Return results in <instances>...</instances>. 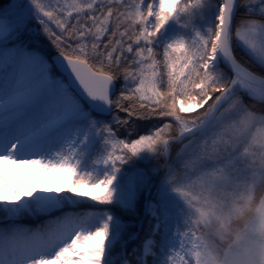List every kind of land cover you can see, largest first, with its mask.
Wrapping results in <instances>:
<instances>
[{"label":"snow or ice","instance_id":"6c2138e0","mask_svg":"<svg viewBox=\"0 0 264 264\" xmlns=\"http://www.w3.org/2000/svg\"><path fill=\"white\" fill-rule=\"evenodd\" d=\"M250 65L264 69V0L0 6V163L62 185L25 196L0 169V264H264V74ZM114 209L151 218L131 253L138 233Z\"/></svg>","mask_w":264,"mask_h":264},{"label":"rangeland","instance_id":"374dc122","mask_svg":"<svg viewBox=\"0 0 264 264\" xmlns=\"http://www.w3.org/2000/svg\"><path fill=\"white\" fill-rule=\"evenodd\" d=\"M10 3V0H7L5 5L3 7H6ZM34 29L31 34L30 38V43H33L36 46H38V40L36 39L37 35L39 34L38 31L35 33ZM44 51H47L46 47H43ZM241 51V50H240ZM242 52V51H241ZM117 83V82H116ZM122 83V82H121ZM117 87L119 86V83L116 84ZM116 87V89H117ZM110 119V118H109ZM148 163V167H139V165H136L138 168L141 169H147L154 167L155 165H151ZM0 169L3 170L4 175L7 177L9 184L11 187L19 190L21 193H23L25 196H27L28 193H42L45 190H56L60 187H62L60 183V177L51 172H45L41 168L37 166H32V165H14L11 163H0ZM159 178H157L158 180ZM87 191V189H85ZM91 202L89 201L88 203L82 204L81 206L82 209L84 210H89ZM87 205V206H86ZM86 206V207H85ZM99 207V206H97ZM144 217L146 218V224L149 225L150 217H146L143 214V211L140 214L135 216L134 218H130V224L131 228L129 229V234L130 233H135L140 231L141 224L143 222ZM140 222L138 220H141ZM135 227V228H134ZM125 238H127V234L125 235ZM115 254V252H114Z\"/></svg>","mask_w":264,"mask_h":264},{"label":"trees","instance_id":"16d2710c","mask_svg":"<svg viewBox=\"0 0 264 264\" xmlns=\"http://www.w3.org/2000/svg\"><path fill=\"white\" fill-rule=\"evenodd\" d=\"M6 2H7V0H0V6L5 5ZM242 17H243V10H241V16L238 17V22H239V19H241ZM36 39L38 40V46H36V47H39V48L41 49V51H44V50H43V47H46L47 51H44V52H46V53L49 54V55H52V54L55 53V52H54V49L51 48V46L48 44V42L45 40V38H44L40 33L37 35ZM31 44L35 47V45H34L33 43H31ZM237 56H238V58H240V59H242V60H245V61L248 60V57L245 56L244 53L241 52L239 49H237ZM250 66L253 68L254 71H256V72H258V73H261V74H264V69H260L258 66H255V65H250ZM121 82H122L121 80H118V81H117V83H119V86H118L117 89H116V90H117V91H116L117 93L119 92L120 86H121V84H122ZM260 108H261L260 105H257V106H256V110H257V111H259ZM112 115H117V113H116V112H113ZM119 115L123 116L122 113L119 114ZM192 115H195V114H192ZM142 130H143V129H142ZM175 151H176V147L174 146V148H173V156H175ZM139 164H140L139 167H145V168H146V167L149 166L148 164H145L144 162H138L137 165H139ZM149 164H151V165H155V166H156L157 162H156V161H150ZM84 204H85V203H84ZM86 206H87V205H86ZM86 206H85V207H86ZM80 207H81V209H82L83 206H80ZM99 207H104V206H99ZM114 211H115L118 215H121L122 218H123L125 221H127V222L130 223V221H129L130 218H131L130 216L123 214L119 209H114ZM141 213H142V211H141ZM141 213H140V216H141ZM132 218H134V217H132ZM138 221H139V220H138ZM27 223L31 224V226H35L37 222H36V221H27ZM134 228H135V227H134ZM148 232H149V225L146 224V218L144 217L143 222H142L141 227H140V231L138 232V238H134V239L128 241V243H127V247H126L125 250H126L128 253H131L133 248L139 247V245L141 244V241L145 238V236L148 234ZM125 239H127V238H125ZM120 250H121V249H120V246L117 245V247L114 249V252L117 253V252H119ZM128 258H129V259H133V257H132L131 255H129ZM133 264H135V260H133Z\"/></svg>","mask_w":264,"mask_h":264}]
</instances>
